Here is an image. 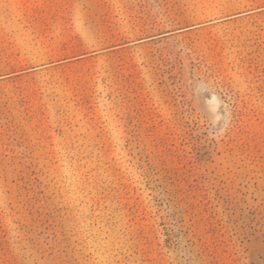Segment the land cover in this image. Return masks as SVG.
<instances>
[{
	"label": "rangeland",
	"instance_id": "rangeland-1",
	"mask_svg": "<svg viewBox=\"0 0 264 264\" xmlns=\"http://www.w3.org/2000/svg\"><path fill=\"white\" fill-rule=\"evenodd\" d=\"M0 264H264V0H0Z\"/></svg>",
	"mask_w": 264,
	"mask_h": 264
},
{
	"label": "trees",
	"instance_id": "trees-1",
	"mask_svg": "<svg viewBox=\"0 0 264 264\" xmlns=\"http://www.w3.org/2000/svg\"><path fill=\"white\" fill-rule=\"evenodd\" d=\"M167 242V241H166Z\"/></svg>",
	"mask_w": 264,
	"mask_h": 264
}]
</instances>
